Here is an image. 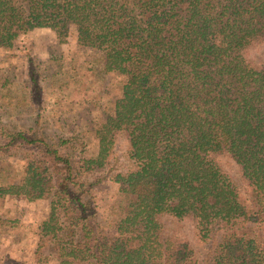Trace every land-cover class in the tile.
I'll use <instances>...</instances> for the list:
<instances>
[{"label":"trees","instance_id":"1","mask_svg":"<svg viewBox=\"0 0 264 264\" xmlns=\"http://www.w3.org/2000/svg\"><path fill=\"white\" fill-rule=\"evenodd\" d=\"M71 28L99 57L101 81L81 102L94 153L0 129V205L50 199L37 253L52 245L58 264H264V62L245 58L264 42V0H0V49L36 29L64 42ZM119 134L126 169L111 164ZM219 156L239 167L245 196ZM162 215L190 221L204 260L164 235Z\"/></svg>","mask_w":264,"mask_h":264},{"label":"rangeland","instance_id":"2","mask_svg":"<svg viewBox=\"0 0 264 264\" xmlns=\"http://www.w3.org/2000/svg\"><path fill=\"white\" fill-rule=\"evenodd\" d=\"M253 65L264 62V42L245 52ZM99 57L76 44L71 28L64 42H59L49 29H36L20 36L9 49H0V129L29 130L33 128L48 141L60 137L76 141L78 152L85 147L88 155L95 143L84 134V127L94 114L82 111L81 102L92 95L85 87L96 89L100 78L92 74ZM105 83L108 78L104 77ZM127 139L119 134L114 140L111 164L126 169ZM23 152H14L8 159L13 163ZM17 160V161H16ZM218 165L242 196L245 189L236 163L227 156L217 157ZM91 175L85 177L90 182ZM100 206V223L105 224L104 207L109 203L113 188L104 184L95 190ZM49 197L28 201L25 197L6 196L0 205V264H58L52 245L45 244L37 253V227L46 219ZM165 236L187 240L196 256L204 260L208 245L198 241L188 220L178 221L168 215L159 217ZM39 250V249H38ZM44 259H47V262Z\"/></svg>","mask_w":264,"mask_h":264}]
</instances>
